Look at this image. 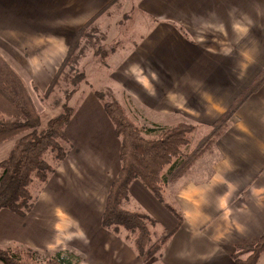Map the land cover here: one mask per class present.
<instances>
[{"label":"crops","instance_id":"obj_1","mask_svg":"<svg viewBox=\"0 0 264 264\" xmlns=\"http://www.w3.org/2000/svg\"><path fill=\"white\" fill-rule=\"evenodd\" d=\"M110 3L0 0V55L25 86L30 76L38 89L46 87L75 32ZM143 7L151 21L132 42L129 65L145 67L131 74L140 78L148 100L119 72L115 81L132 89L152 114L187 118L208 132L264 69V0H145ZM65 134L70 150L53 174L78 175L48 177L44 195L24 217L0 210V247L67 249L81 256L78 264H142L132 234L101 226L120 167V143L100 99L83 101ZM10 141L0 144V161L12 149ZM204 161L208 166L194 164L163 191L164 201L182 214L179 225L140 180L130 183L121 206L147 214L155 220L152 234L166 237L150 264H236V248L264 235V85L233 114Z\"/></svg>","mask_w":264,"mask_h":264},{"label":"trees","instance_id":"obj_2","mask_svg":"<svg viewBox=\"0 0 264 264\" xmlns=\"http://www.w3.org/2000/svg\"><path fill=\"white\" fill-rule=\"evenodd\" d=\"M98 14L78 29L58 75L67 65L76 62V50L80 46V39L85 35V28ZM263 85L264 69L213 122L209 131L193 148L185 152L182 148L190 145L195 131L194 125L180 122L172 127L141 128L125 115L118 102L104 101L97 94L103 101V108L114 126L116 136L120 138V167L108 190L101 226L114 230L123 227L130 234H134L138 257L147 260L153 256L166 237L159 244H151L149 226H153L155 220L145 213L129 211L121 206V202L127 198L130 183L135 179L140 180L174 215L179 225L183 220L182 214L164 201L165 186L179 180L203 154L213 151L216 141L229 126L233 114ZM72 113L73 109L64 108L63 113L50 118L46 126L40 128L41 118L23 80L0 56V144L16 137L9 154L0 161V210L8 209L21 217L30 212L37 197L32 195L29 184L33 177L40 182H46L55 171L54 165L45 160L46 154H53L56 162L65 158L67 146L71 145L66 137L65 127ZM143 134L151 137L146 138ZM262 253L264 235L253 245L238 246L231 257L236 264H257ZM35 254L36 251L28 247H0V264H77L79 261L74 254L62 250L53 252L45 261H38Z\"/></svg>","mask_w":264,"mask_h":264},{"label":"rangeland","instance_id":"obj_3","mask_svg":"<svg viewBox=\"0 0 264 264\" xmlns=\"http://www.w3.org/2000/svg\"><path fill=\"white\" fill-rule=\"evenodd\" d=\"M144 1L145 0H114L108 9L105 8L104 11L98 15L99 18L97 16L90 24L86 26L85 35L80 39V46L76 50V62L67 65L58 75L57 73L63 61L60 62L58 64L57 70L51 76L50 82L46 87H41L38 89L33 79L30 76H27L28 72L26 71L24 64L22 62H14L15 68L27 76L24 80L27 83V91L30 95L36 112L41 118L42 124L40 128H44L46 126L47 120L50 118L63 113L64 108L73 109L72 114H74L75 111H78V109L81 107L83 101H85L88 97L95 96L97 99H99L96 96L97 94L101 95L104 101L114 100L118 102L125 115L136 126L141 128L156 129L157 127H172L176 123L180 122L191 124L187 118L183 119L180 116L173 114L169 115V117H162L160 115L156 116L152 114L144 107L143 103L138 98V95H134L131 92L133 91L132 89L119 85L114 79L115 72H119L120 75L124 76L126 81H129L131 87L138 91L139 95H144L142 97L145 99V101L148 100L147 95L144 93V89L140 84V78L137 79V82L132 78L133 76L131 74V71L136 73L138 71L140 74H142V71H145V67L143 66L138 68L137 65H131V63L129 65V53L134 48V46H132V42H136L139 39L143 32H145L142 29L147 26L148 21H151V19H149V17L142 11L144 10ZM74 36L71 40V43L74 40ZM6 47H4V49H7ZM2 52L3 54L5 53L4 51ZM126 58L127 61L122 64V67L127 68L122 70V67L119 66L121 65L120 63ZM10 67L13 69L12 66ZM13 70L15 71V69ZM129 70L130 72L128 73ZM41 80L46 81L47 79ZM73 80H76V82ZM154 96L158 97L159 94H155ZM206 132L207 130L202 127L195 129L191 137L192 139L190 145L188 147L182 148L183 151L185 152L187 150H191L198 139L204 136ZM143 136L146 138L151 137L150 135L146 134H143ZM116 138L120 143V138L118 136H116ZM10 140L12 141L8 142L9 144L12 143L13 140L15 144L16 137ZM67 147L70 150V146ZM206 155H208V153L203 154L202 157H200L194 164L200 165L203 163L208 166V163L204 161ZM213 158L214 157H212L211 160ZM45 160L54 166H57V164L60 162H56L53 154H46ZM210 163L211 161L209 164ZM77 175L78 174L73 175L69 172H66L65 170V172L61 174L52 173L49 175V177L51 178L55 176H61L63 179H65L76 177ZM44 184L45 182H40L35 177H33L31 183L29 184V190L31 191L32 195L41 197L43 194L42 190ZM66 208H68L70 211L73 210L72 207ZM31 211L32 210H30V212ZM157 238L158 235L156 233L152 234L151 232L150 243L159 244L160 240ZM158 251L159 249L147 260H142L139 257L141 259V263L150 264L153 258L157 256ZM66 252L74 254L79 258V261H81L80 255H76L74 252L67 249ZM52 255L53 253H50L45 249H37L35 257L38 261H45ZM259 264H264V257L260 260Z\"/></svg>","mask_w":264,"mask_h":264}]
</instances>
